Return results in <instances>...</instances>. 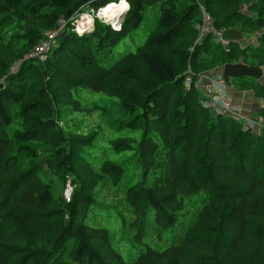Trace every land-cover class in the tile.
<instances>
[{
	"label": "trees",
	"instance_id": "trees-1",
	"mask_svg": "<svg viewBox=\"0 0 264 264\" xmlns=\"http://www.w3.org/2000/svg\"><path fill=\"white\" fill-rule=\"evenodd\" d=\"M118 1L0 0V264H264V130L215 114L198 87L216 65H264V0H127L114 25L95 17L75 32L85 7ZM151 6L145 41L112 59ZM202 12L216 30L255 32V44L226 48L211 34L194 44ZM63 24L43 61L24 59ZM227 84L251 90L264 122V83ZM102 125L121 137L99 143ZM58 180L69 202L54 196ZM96 210L143 245L135 259L90 223ZM190 212L176 244L149 245Z\"/></svg>",
	"mask_w": 264,
	"mask_h": 264
},
{
	"label": "rangeland",
	"instance_id": "rangeland-1",
	"mask_svg": "<svg viewBox=\"0 0 264 264\" xmlns=\"http://www.w3.org/2000/svg\"><path fill=\"white\" fill-rule=\"evenodd\" d=\"M126 2H127V0H126ZM128 7H129V5H128ZM99 14H100L99 9H92L90 7H85L82 11H80L77 14L76 19L73 20V23L75 24V25L73 24L74 25L73 27H75L78 23H85L86 21H89V23L91 21L93 22V19L97 15H98V17L100 16ZM120 15L121 14H119L117 16L118 19H116V17L113 18V20L111 21L112 25L115 24L116 20L117 21L120 20ZM157 17H158L157 8H154L152 6L148 7L145 11L144 19H143V22L141 23V25L138 28L134 29L132 34L113 50L114 53L111 56V58L113 59V57L114 58L117 57L119 55V53L127 51V50L133 51L136 47L135 45L143 43L145 41L148 33L154 28ZM63 26L64 25H62L59 28L57 37L58 36L62 37V34L64 33V31H66L67 28L64 27L62 29ZM197 28H198V25H197ZM75 29H76V27H75ZM254 35L256 36L255 32H253V31H251L250 33L243 32V34L241 33L239 39L236 41H238L239 46L243 48V47H246L250 44H255ZM201 39H202V37H201ZM51 42L52 43L49 46L48 52L53 51L57 47V45H59V42L57 40H52ZM219 42L224 47L227 48L228 41L221 42V41H216L214 39V43H219ZM248 60L250 62H252L251 58ZM253 61H255V60H253ZM16 66H17V64H14V67L11 68L12 69L11 72H14ZM221 68H222V65H216V66L212 67V69L203 70V71H201V73H199L198 78H200V80H202V79L206 80L207 76L210 74H214V73L215 74H221ZM261 68L263 70L264 65H262ZM188 69H187V71H188ZM189 71H191V70H189ZM260 80L262 82H264L263 77H261ZM198 87L201 90V96H203V98L205 99V101L207 103L211 104L210 109H212V111L215 114H217V112H216V110H214V108L220 109L221 111L223 110L224 107H223L222 102L220 101V97H219L220 94L218 95V93H217L214 96L212 93H210V91L208 90L209 88H207L206 82L205 83L201 82V84ZM249 91H251V90H248V89L241 90V92L243 94L248 93ZM245 101L246 100H244V99L242 100V102L246 103ZM234 108L237 110V111H234L236 114L234 117L237 118L235 120L239 121V125L242 127V129L251 130L253 132L261 131L260 128L255 123V121L257 119H259V117L255 118L257 116L254 113L253 114L248 113L249 111H247V109L245 107L241 106L240 110H238L236 107H234ZM111 115L114 117V119H119L118 118L119 114H118L116 108H114V107H113ZM239 115H240V117H239ZM96 116H97V111L93 112L90 115H85V116H82L80 114V115H78L77 119H79L80 121H84V120L94 121V120H96ZM102 128H106V129H103L101 133H98L99 143H102L103 141H107L108 139H111V138L121 137V134L115 130H107V127L104 125H102ZM127 132H128V134L122 133V135H125V136L134 135L130 131H127ZM136 132H138V131H136ZM63 190L64 189L61 190V182H60V180H58L56 182V187H55V192H54V196L56 199L60 198L61 194L63 197ZM102 211L103 210H99V211L96 210L95 214L98 217V219H95V218L92 219L93 216H91L90 223L94 224L95 220L100 221L102 226L107 228L113 234L114 244H115L116 248L119 250V252L121 253V255L123 256V258L126 261H130V260L135 259L136 256L142 251L143 245L142 244L132 245V243H131L132 233L131 232H127L125 234V236H121L120 221L113 218V216H114L113 211H110V215L107 212H102ZM191 215H192V213L190 212L189 214H186V216L180 217L178 222L176 223V225L173 227L172 231H170L169 229H166V230H163L160 233L156 234L153 238L147 239L149 242V245L153 249L161 251V250H164L165 248H167L173 244H176L177 241H179V239L181 238L183 231L188 226ZM149 221L150 222L153 221V214L149 215ZM100 222H98V223L100 224Z\"/></svg>",
	"mask_w": 264,
	"mask_h": 264
},
{
	"label": "built area",
	"instance_id": "built-area-1",
	"mask_svg": "<svg viewBox=\"0 0 264 264\" xmlns=\"http://www.w3.org/2000/svg\"><path fill=\"white\" fill-rule=\"evenodd\" d=\"M196 1H199V0H196ZM118 2L119 3L124 2L122 4V6L124 7L122 10H117L115 12L113 10H111L115 14L114 13L112 14L110 12V13H108V16H106L105 15L106 13H104L103 11L106 8H108L107 11H109V6L111 5V3H108L104 7L99 9V13H100L99 15L100 16L98 17V15H97L96 17L99 19L105 20V21H109V22H111L113 20V18H115V17H116V19H118L117 16L128 9V3L126 2V0H122V1H118ZM199 8L203 11L201 4H199ZM91 23H92V21L90 23H89V21H86L85 23H78L75 26L76 29L74 27V30L76 33L81 34L88 26L91 25ZM197 29H198V40H196L194 44L198 43L199 40L201 39V37H204V36L209 35V34L213 35V37L215 38L216 41L226 42V41L221 39V31L222 30L214 29V27L212 26V21H211L210 17L207 14H205L204 12H202V20H201V23L198 25ZM58 30L59 29H56L53 31L52 30L47 31L45 33L44 39L42 41H40L39 44L33 50H31L30 52L25 54L24 59H38L39 61H43L45 58V54L48 52L49 46L52 43L51 41L55 40L57 35H58ZM206 80L208 83L207 88H209L208 90L210 91V93H212L214 96L217 93H218V95L220 94L219 95L220 101L222 102L224 108L222 111L220 109L215 108L216 112L217 113L232 112L233 115L235 116L236 114L234 111H237V110L233 106L230 105V102L227 99H225L223 94H222L223 89L225 87V82L223 80L222 73L221 74H214V76H207ZM239 117H240V115H239ZM255 123L260 128V130L261 129L264 130V122L260 118L257 119L255 121ZM71 192H72V187H71L70 183L68 182L65 185L64 190H63V198L66 202L70 201Z\"/></svg>",
	"mask_w": 264,
	"mask_h": 264
},
{
	"label": "water",
	"instance_id": "water-1",
	"mask_svg": "<svg viewBox=\"0 0 264 264\" xmlns=\"http://www.w3.org/2000/svg\"><path fill=\"white\" fill-rule=\"evenodd\" d=\"M238 29H222L221 39L224 41H236L240 37ZM221 73L225 83L229 82L231 78L248 77L260 79L262 75L261 68H253L242 63H225L221 68ZM3 87V82L0 81V89Z\"/></svg>",
	"mask_w": 264,
	"mask_h": 264
},
{
	"label": "crops",
	"instance_id": "crops-1",
	"mask_svg": "<svg viewBox=\"0 0 264 264\" xmlns=\"http://www.w3.org/2000/svg\"><path fill=\"white\" fill-rule=\"evenodd\" d=\"M261 77L264 78V69L262 70ZM222 94L224 98L230 102V105L236 107L238 110H240V107L242 106L245 107L247 111H249L248 113L253 114L256 108L258 107L257 105L258 100L253 97L252 93L248 92L243 94L241 91H236L233 87H231L227 83H225V87L223 89ZM243 99L246 100L245 101L246 103L242 102Z\"/></svg>",
	"mask_w": 264,
	"mask_h": 264
},
{
	"label": "bare ground",
	"instance_id": "bare-ground-1",
	"mask_svg": "<svg viewBox=\"0 0 264 264\" xmlns=\"http://www.w3.org/2000/svg\"><path fill=\"white\" fill-rule=\"evenodd\" d=\"M113 3V4H112ZM123 4V3H122ZM122 4H118V3H116V2H111V5L109 6V11H107L108 10V8H106L103 12L104 13H106L105 15L106 16H108V13H114L115 11H117V10H122L124 7L122 6ZM111 10H113V11H111Z\"/></svg>",
	"mask_w": 264,
	"mask_h": 264
}]
</instances>
